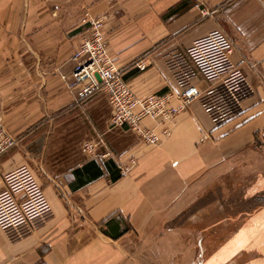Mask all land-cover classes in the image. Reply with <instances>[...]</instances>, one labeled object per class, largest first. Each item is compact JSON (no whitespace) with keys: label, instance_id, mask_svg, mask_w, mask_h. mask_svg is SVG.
<instances>
[{"label":"crops","instance_id":"obj_1","mask_svg":"<svg viewBox=\"0 0 264 264\" xmlns=\"http://www.w3.org/2000/svg\"><path fill=\"white\" fill-rule=\"evenodd\" d=\"M85 11L112 17L105 24L111 56L140 97L171 92L178 106L191 71L189 83L205 96L211 86L192 70L186 52L216 29L234 42L233 60L246 72L254 94L221 124L201 99L173 121L145 119V127L170 132L159 145L109 126L99 157L87 154L72 167L54 152L35 157L33 146L40 141L35 130L51 122L53 114L80 107L61 75L73 70L72 57L88 37L81 23ZM120 12L133 15L129 37L119 34L115 17ZM137 62L147 69L136 68ZM0 118L19 142L1 158V170L32 168L52 205V214L28 232L10 235L0 229V264H105L109 257L103 249L114 239L104 223L111 217L132 235L180 217L209 224L219 215L211 211L216 201L207 197L221 191L223 171L238 153L264 134V0H0ZM36 158L42 172L34 168ZM91 162L95 165L88 172L74 175ZM99 171L102 176L90 181ZM200 239L207 240L206 233ZM206 255L205 263L221 261L215 248Z\"/></svg>","mask_w":264,"mask_h":264},{"label":"built area","instance_id":"obj_2","mask_svg":"<svg viewBox=\"0 0 264 264\" xmlns=\"http://www.w3.org/2000/svg\"><path fill=\"white\" fill-rule=\"evenodd\" d=\"M81 22L88 28L89 35L72 57L73 70L68 75H61L66 89L80 102L104 95L112 109L110 128L132 131L148 145H159L163 136L168 137L170 132L165 130L159 134L145 127L143 121L147 118L155 122L173 121L195 100L201 99L213 121L221 124L254 94L246 72L233 60L235 44L223 30L216 29L195 40L186 52L192 70H196L210 89L203 96L197 85L189 83L191 71L185 75L183 90L177 96L180 104L174 106L171 92L144 97L134 92L111 56L103 17H95L86 11ZM135 67L145 71L148 65L137 62ZM18 143L0 118V160ZM97 150L98 145L94 142H86L83 146V152L88 155H96ZM131 164L134 166L136 160L131 159ZM0 187L2 231L10 235L28 232L52 214V205L29 166L9 172L0 168Z\"/></svg>","mask_w":264,"mask_h":264},{"label":"rangeland","instance_id":"obj_3","mask_svg":"<svg viewBox=\"0 0 264 264\" xmlns=\"http://www.w3.org/2000/svg\"><path fill=\"white\" fill-rule=\"evenodd\" d=\"M119 14L115 17L121 24L119 34L129 37L134 34L133 15ZM103 18L106 24L110 17ZM189 64L192 66L190 61ZM78 102L80 107L76 110L55 113L51 122L35 130V136L40 138L33 146L35 157L44 151L54 152L57 159H66L65 163L72 167L77 160L88 156L83 146L89 141L98 145L96 155L91 156L101 155L112 117L110 104L104 95ZM36 159L34 168L42 172L39 158ZM221 185L219 193L207 197V200H215L217 207L221 201V209L211 210L219 216L209 219V224H202L198 218L180 217L174 224L147 225L136 235H132L131 230L130 237L120 243L114 240L103 249L109 257L105 264H208L204 262L209 257L204 256L205 250L213 248L222 254L219 264L234 259L237 264H264V236L261 239L264 235V134L251 147L238 153L230 167L223 171ZM60 196L67 200L65 194L60 193ZM204 233L207 240L200 239Z\"/></svg>","mask_w":264,"mask_h":264},{"label":"trees","instance_id":"obj_4","mask_svg":"<svg viewBox=\"0 0 264 264\" xmlns=\"http://www.w3.org/2000/svg\"><path fill=\"white\" fill-rule=\"evenodd\" d=\"M126 78L128 79L127 76H126ZM94 165H95V162H91V163L85 165L83 168L74 171V175L76 177H78V175H80V173L88 172V170H90V168L93 167ZM101 176H102L101 171H99V173H94L92 175V178L90 179V181H94L95 179H97L98 177H101ZM119 178H120L119 174L111 176L112 181H117ZM117 222H119V218L111 217L104 223V225L109 229V232L106 231L105 233L114 240H118V239L122 238L124 235L129 233V231L131 230L128 227H125L122 230L119 227L120 225L118 226Z\"/></svg>","mask_w":264,"mask_h":264}]
</instances>
